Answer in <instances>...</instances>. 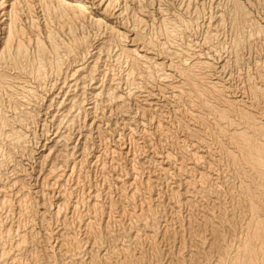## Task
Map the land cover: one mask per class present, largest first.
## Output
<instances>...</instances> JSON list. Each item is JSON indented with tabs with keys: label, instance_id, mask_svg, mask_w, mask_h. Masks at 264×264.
Listing matches in <instances>:
<instances>
[{
	"label": "bare ground",
	"instance_id": "1",
	"mask_svg": "<svg viewBox=\"0 0 264 264\" xmlns=\"http://www.w3.org/2000/svg\"><path fill=\"white\" fill-rule=\"evenodd\" d=\"M0 264H264V0H0Z\"/></svg>",
	"mask_w": 264,
	"mask_h": 264
}]
</instances>
